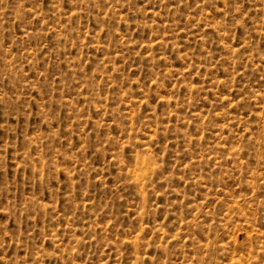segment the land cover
Listing matches in <instances>:
<instances>
[{
	"label": "rangeland",
	"instance_id": "rangeland-1",
	"mask_svg": "<svg viewBox=\"0 0 264 264\" xmlns=\"http://www.w3.org/2000/svg\"><path fill=\"white\" fill-rule=\"evenodd\" d=\"M0 264H264V0H0Z\"/></svg>",
	"mask_w": 264,
	"mask_h": 264
}]
</instances>
